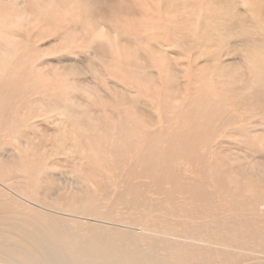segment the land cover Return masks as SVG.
<instances>
[{
	"label": "bare ground",
	"instance_id": "obj_1",
	"mask_svg": "<svg viewBox=\"0 0 264 264\" xmlns=\"http://www.w3.org/2000/svg\"><path fill=\"white\" fill-rule=\"evenodd\" d=\"M0 4V264H264V0Z\"/></svg>",
	"mask_w": 264,
	"mask_h": 264
},
{
	"label": "rangeland",
	"instance_id": "obj_2",
	"mask_svg": "<svg viewBox=\"0 0 264 264\" xmlns=\"http://www.w3.org/2000/svg\"><path fill=\"white\" fill-rule=\"evenodd\" d=\"M110 2L112 1V0H109ZM5 8V9H4ZM0 9H1V4H0ZM3 9L4 10H11V12L13 11H17L18 9H11V8H9V6H4L3 5ZM16 11H15V13H16ZM146 15H145V17L146 16H148L149 15V17L151 18V12H146L145 13ZM16 15H19V13H16ZM149 17H146V18H149ZM150 37L153 39H156V41L154 42V39L152 40L151 38H149L152 42H154V43H151V47L154 49L155 47V51L156 50H158V48L160 49V48H163V47H160V46H162L161 44H160V42H161V40H170L169 39V37L168 36H164V35H161V36H159V35H156V34H154L153 36L152 35H150ZM165 37V38H164ZM159 38H162V39H160L159 40ZM34 39H35V41H36V43H37V45L39 46V49H40V55H43L42 56V59H43V57L45 56V59H46V63H47V65H48V68L47 67H44V68H40L39 69V71H40V73H41V75L43 76V77H46L47 78V76H46V74L48 75V73L49 74H52L53 72L54 73H58V72H60L61 71V67H57V64H59V65H61L60 64V55H62V54H68V53H70V54H72V55H75L76 54V52H77V49H78V51H81L82 52V50L84 49L83 48V45L82 44H80L79 46H77L74 50H69V51H67L64 47H66V46H61V45H57V43L56 42H54V34H53V32L51 31V30H49V32H43V33H41L40 35H37V36H35L34 37ZM157 40H159V41H157ZM156 45V46H155ZM82 48V50H80L81 48ZM61 49V50H60ZM76 51V52H75ZM74 52H75V54H74ZM161 56V55H160ZM58 60V61H57ZM86 60V59H85ZM81 61L82 62H89L90 63V61H88V60H86V61H83V59L81 58ZM93 61H94V59H93ZM95 62V61H94ZM46 68V69H45ZM106 72L108 71V69L106 68V69H104ZM52 71V72H51ZM91 71V70H90ZM90 71L88 72V71H86V77L84 78V79H88V81H87V85H91V86H93V87H96V91H97V94L99 95V96H101V97H103V100H102V113H104V112H106L107 110H108V105H110V104H112V101L110 100V102H108V95H111V96H116V97H114V98H117V95L119 96V94L117 93V92H115V91H113L114 90V88L112 89V87H111V85L110 84H112L113 82L112 81H110V79L108 78V74H110V73H108V72H110V71H108L107 73V75L106 76H103V77H99L98 78V76H97V78L93 75V74H91L90 73ZM46 72V73H45ZM51 72V73H50ZM90 74V75H89ZM87 75H89V76H87ZM114 75V74H113ZM48 76H50V75H48ZM79 78V77H78ZM117 78H119V77H117ZM83 79V77L81 78V80ZM104 79V81L105 80H107V83L108 84H106V82H104V81H102ZM111 79H113V78H111ZM68 80V82H71L69 79H67ZM83 81V84H85V80H82ZM85 81V82H84ZM101 81V82H100ZM100 82V83H99ZM112 82V83H111ZM118 82H122L123 83V79H120V81H118ZM72 83V82H71ZM79 83H81V82H79ZM104 83V84H103ZM67 84V86L68 87H65V88H63L64 89V91H66L67 93H68V96H71V97H73V95H72V93L73 92H71V89H70V86L72 85V84H68V83H66ZM82 83H81V86H84ZM98 84H100V85H98ZM104 85V86H103ZM108 85V86H107ZM113 85H115L114 83L112 84V86ZM86 86V85H85ZM86 90H87V88H85ZM90 89V88H89ZM108 89V90H107ZM103 90V91H102ZM111 92H110V91ZM117 90H119V88L117 89ZM106 92V93H105ZM108 92H109V94H108ZM116 93V94H115ZM106 99V100H105ZM110 99V98H109ZM100 104V106H101V103H97L96 102V106H98ZM99 106V107H100ZM96 110V109H95ZM246 115H248V114H246ZM164 125V123H162L160 126H163ZM230 143H228L227 145H225L221 150H222V152H223V149H225V151H226V149L227 150H229V149H232V151H227L226 153H221V152H216L215 151V154H217V156L218 157H222V158H224L223 160H233L234 159V155L235 154H237L236 153V151H238V148H239V144H238V148L234 145V141H232V140H228ZM231 144H233V145H231ZM227 146V147H226ZM229 146H232V147H229ZM235 146V147H234ZM229 147V148H228ZM235 148V149H234ZM220 150V151H221ZM230 152H232V155H233V153H234V155L232 156H230ZM221 153V154H220ZM218 154H220V156L218 155ZM224 157H223V156ZM225 155H227V156H225ZM229 155V156H228ZM239 156H241V155H239ZM243 163H245V161H243L242 163H241V160L239 161V163L238 164H243ZM190 169V170H189ZM188 170L189 171H192V173H193V170H192V167H190V166H186V168H185V171H186V173H188ZM58 172H66L65 174H64V176H63V178L62 179H64V180H66L67 181V176H69V174L67 173V170L65 169V168H63V169H60ZM106 172L107 173H110L111 174V171H109V170H106ZM68 174V175H67ZM112 176H115L114 175V173L112 174Z\"/></svg>",
	"mask_w": 264,
	"mask_h": 264
}]
</instances>
